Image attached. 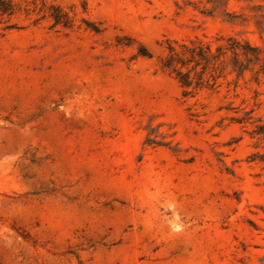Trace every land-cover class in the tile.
Returning <instances> with one entry per match:
<instances>
[{
	"label": "rangeland",
	"instance_id": "1",
	"mask_svg": "<svg viewBox=\"0 0 264 264\" xmlns=\"http://www.w3.org/2000/svg\"><path fill=\"white\" fill-rule=\"evenodd\" d=\"M10 1L0 264H264V73L185 95L160 66L167 40L261 45L264 0Z\"/></svg>",
	"mask_w": 264,
	"mask_h": 264
},
{
	"label": "trees",
	"instance_id": "2",
	"mask_svg": "<svg viewBox=\"0 0 264 264\" xmlns=\"http://www.w3.org/2000/svg\"><path fill=\"white\" fill-rule=\"evenodd\" d=\"M229 1L214 0V7L203 12L213 15L219 6L227 5ZM49 9L56 25L71 26V18L61 6L52 4ZM253 9L257 12L256 24L263 33L261 45H253L248 39L237 36H219L213 41L200 38L166 41L167 52L161 58L160 66L180 84L185 95L204 88L213 89L228 73H236L240 77L250 71L256 79L264 73V6L256 4ZM15 12L16 6L10 0H0V15ZM226 15L230 22H236L230 13L226 12Z\"/></svg>",
	"mask_w": 264,
	"mask_h": 264
}]
</instances>
